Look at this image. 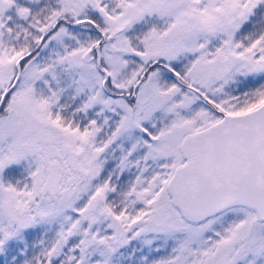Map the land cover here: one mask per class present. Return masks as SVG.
I'll use <instances>...</instances> for the list:
<instances>
[{"label":"snow or ice","instance_id":"snow-or-ice-1","mask_svg":"<svg viewBox=\"0 0 264 264\" xmlns=\"http://www.w3.org/2000/svg\"><path fill=\"white\" fill-rule=\"evenodd\" d=\"M0 264H264V0H0Z\"/></svg>","mask_w":264,"mask_h":264}]
</instances>
